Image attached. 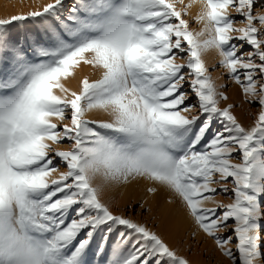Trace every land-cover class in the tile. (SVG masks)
Wrapping results in <instances>:
<instances>
[{"label":"snow or ice","instance_id":"snow-or-ice-1","mask_svg":"<svg viewBox=\"0 0 264 264\" xmlns=\"http://www.w3.org/2000/svg\"><path fill=\"white\" fill-rule=\"evenodd\" d=\"M193 2L51 0L0 18V264H190L103 198L140 182L230 264L264 261V0H200L190 21ZM83 66L98 78L74 89Z\"/></svg>","mask_w":264,"mask_h":264},{"label":"rangeland","instance_id":"rangeland-1","mask_svg":"<svg viewBox=\"0 0 264 264\" xmlns=\"http://www.w3.org/2000/svg\"><path fill=\"white\" fill-rule=\"evenodd\" d=\"M51 2V0H0V14H2L5 18H9L11 15L26 13L31 10H35L36 8L41 7L43 4ZM193 0H184V3H190ZM178 7H182V5H178ZM202 8V4L200 0H194L193 7L189 10V15L186 17L190 21H194L197 14ZM257 6V11H258ZM202 25L198 22L191 23V29L193 31H198ZM204 60L209 66L211 74L214 79L220 82H229L228 76L224 72L222 68L214 67L218 60V54L211 50L204 55ZM90 67L83 66L78 74L77 78L80 79V76L87 75L88 69ZM84 73V74H83ZM81 74V75H80ZM82 78V77H81ZM78 79V80H79ZM75 82L78 85V81L71 80L69 81V86L73 87ZM230 83V86L227 89V94L230 97L229 102L235 103L238 107L235 109V114L240 119L241 123L245 126L251 125L253 123L254 114L257 111L256 106L249 105L243 100V95L238 86L234 83ZM75 89V88H74ZM122 187L107 189L104 193L103 198L110 202V205L114 211L126 213L133 215V217L143 223H145L148 227L153 228L158 233L163 229L162 225H160V216L158 215V210H160L164 205H166V214L169 216V221H171V215H178L182 218L183 213H185L187 220V227L182 231H177L173 237H169L168 235L161 234L162 238L180 255L185 256L189 259L190 264H230V261L227 257H224L222 253L216 248L215 243L212 239L208 238L204 233L200 232L195 228V225L192 223L191 219L187 216L185 209L179 204L176 203L169 204L168 200L172 199L173 196L167 190L160 189L157 193H161V195L165 198V200L161 203V205L157 208L150 205L143 198L138 199L134 202L130 201L129 203L124 204L123 206H118L117 202L120 198L119 191ZM147 192V191H146ZM148 194V193H146ZM154 194H149V196H153ZM218 201H222L223 203H229L230 200L226 195L221 194L216 197ZM143 203L144 207L148 209V211L142 213V209H140L139 205ZM135 205V211H130L132 207ZM211 207L212 205H207ZM127 209V211H126ZM195 233V235H193ZM264 264V261L261 262Z\"/></svg>","mask_w":264,"mask_h":264},{"label":"bare ground","instance_id":"bare-ground-1","mask_svg":"<svg viewBox=\"0 0 264 264\" xmlns=\"http://www.w3.org/2000/svg\"><path fill=\"white\" fill-rule=\"evenodd\" d=\"M0 18H5L2 14H0ZM87 76L89 79H95L98 78V73L94 72L93 69H88ZM84 74V73H83ZM81 75V74H80ZM85 75L80 76L83 77ZM79 78L76 79L78 81ZM74 88H77L78 85L75 82L73 84ZM102 115V114H101ZM147 182H140V183H132L128 186H123L119 191L120 198L118 199L117 205L123 206L126 203H129L130 201L134 202L138 199H144L148 203H150L151 206L154 205L155 208L159 207L161 203L165 200V198L161 195V193H156L153 196H149V193L146 192V189L148 187ZM148 193V194H146ZM158 215L160 216V225H162V230L158 234H166L169 237H173L172 235H175L177 231H182L187 227V217L185 213H183L182 218L178 215H171L172 217L171 221H169V216L166 214V205H164L160 210H158ZM262 262V261H261ZM262 264V263H261Z\"/></svg>","mask_w":264,"mask_h":264}]
</instances>
